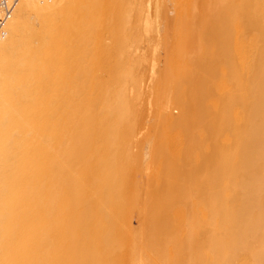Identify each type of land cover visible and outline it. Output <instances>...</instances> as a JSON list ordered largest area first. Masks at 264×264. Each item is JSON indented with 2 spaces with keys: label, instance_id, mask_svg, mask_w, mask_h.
<instances>
[{
  "label": "bare ground",
  "instance_id": "1",
  "mask_svg": "<svg viewBox=\"0 0 264 264\" xmlns=\"http://www.w3.org/2000/svg\"><path fill=\"white\" fill-rule=\"evenodd\" d=\"M6 1L0 264H264L252 0ZM147 32L164 34L161 94L154 54L131 49Z\"/></svg>",
  "mask_w": 264,
  "mask_h": 264
},
{
  "label": "rangeland",
  "instance_id": "2",
  "mask_svg": "<svg viewBox=\"0 0 264 264\" xmlns=\"http://www.w3.org/2000/svg\"><path fill=\"white\" fill-rule=\"evenodd\" d=\"M251 4V3H250ZM252 5V6H251ZM251 5H248L249 6V8H251L252 10L251 11H253L254 9L256 10V14L258 15V16H260V15H263L264 14V0H252V4ZM254 5V6H253ZM254 13H255V11H254ZM253 13V14H254ZM170 14V13H169ZM170 16H172V15H170ZM255 30V29H254ZM254 30H252L253 32L252 33H250V35H248L249 37H250V39L248 40V43L249 44H252V46H255L254 44H257L256 46H258L259 48L260 47H262L263 46V44H264V35H262L261 33H260V31H254ZM161 33V34H160ZM159 34V36H157ZM146 35H149V36H146ZM141 36H143L142 37V39L140 38V36H139V38L137 37V40H138V42H137V45H138V48L135 46V43L134 44H132V47L133 46H135V47H133V48H131V49H134L135 51H137L139 54H141V56H142V54H143V56L144 57H150V56H152L153 57V54H154V57L152 58V57H150V58H152V60L153 59H155L156 61L154 62V63H156V65H154V69H153V73H154V75H156V82H155V84H154V90L156 91V93L157 94H161V91H162V87H163V84H164V71H163V64H164V60H165V58H164V55H162V54H164V47H163V38H164V34H163V32H159V33H156V32H149V34H148V32L147 33H145V38H144V34H142ZM161 37V38H160ZM158 38H160V40L158 39ZM144 40H146V42H145V44L144 45H142L143 43H144ZM143 41V42H142ZM158 41H160V43L158 42ZM151 43V44H149L148 46L150 47V46H152L153 48H148L147 47V44L146 43ZM158 44H157V43ZM138 43H140V46L142 47L141 49H145V48H143L144 46L146 47V50H139L140 48V46H139V44ZM156 45H155V44ZM154 44V45H153ZM160 44L162 45V46H160ZM262 45V46H261ZM154 46H156V47H154ZM160 49H159V48ZM163 47V48H162ZM147 48L148 49H154V48H156V49H158V50H156V49H154L153 51H151L150 52V50H149V52L147 51ZM163 49V50H162ZM139 50V51H138ZM142 51V52H141ZM145 53H144V52ZM158 52V54L156 53H154V52ZM163 52V53H162ZM149 53H151L152 55H150ZM160 53V54H159ZM150 55V56H149ZM156 56V57H155ZM150 58H148V59H150ZM154 61V60H153ZM145 66V70L143 71L144 73H145V75L146 76H149L150 74H148L147 72H150V71H152V69L150 70V66H148V64L147 63H145V65H143V67ZM148 70H150V71H148ZM149 78H150V76H149ZM149 78H148V80H149ZM151 81V80H150ZM147 82H149V81H147ZM149 105H147L146 106V108H147V110L149 111H147L148 113H150V111L151 110H149L148 107ZM161 108V107H160ZM174 114H176V112H174ZM150 116V115H149ZM148 116V117H149ZM158 124H159V122H158ZM158 124H157V127H158ZM156 130H157V128H156ZM142 137V136H141ZM146 166V165H145ZM147 166H149V165H147ZM145 173H147L145 176L147 177V175H148V172H149V174H150V170H149V168H146L145 167ZM144 172H143V174H145ZM142 174V179H141V181L139 182V183H142V185L141 184H138V194H137V200H138V207L137 208H140V207H143V208H140V209H137V208H135V210L137 211H133V214L132 215H134V216H132V218L134 217V219H132V223H131V226L130 227H132V229L135 227V229H137L138 227H139V225H141V216H140V213L142 212V214H145V211H146V203H144V202H147V200H146V198L144 199V196L146 197V193H147V185H146V183L145 182H148V181H146V179L147 178H145V176ZM148 180V179H147ZM140 187V188H139ZM149 188H151L150 186H149ZM142 189V190H141ZM150 190V189H149ZM145 193V194H144ZM143 199V200H142ZM142 205H144V206H142ZM145 208V209H144ZM143 209V210H142ZM141 211V212H140ZM136 212V213H135ZM141 221V222H140ZM139 223V224H138ZM134 224H135V226H134ZM138 238V237H137ZM143 252L144 251H140V254H141V257H142V255H143ZM146 258V257H145ZM154 261H156V259H154Z\"/></svg>",
  "mask_w": 264,
  "mask_h": 264
},
{
  "label": "built area",
  "instance_id": "3",
  "mask_svg": "<svg viewBox=\"0 0 264 264\" xmlns=\"http://www.w3.org/2000/svg\"><path fill=\"white\" fill-rule=\"evenodd\" d=\"M6 2H7L6 0H0V8H2L3 6V8L7 11V13L2 18H0V26L3 24L4 19H7L10 16L11 7L10 6L7 7Z\"/></svg>",
  "mask_w": 264,
  "mask_h": 264
}]
</instances>
